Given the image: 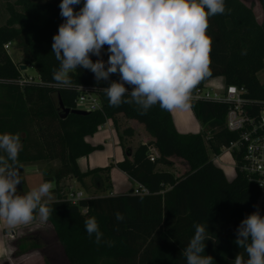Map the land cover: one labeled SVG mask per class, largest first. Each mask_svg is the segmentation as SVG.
<instances>
[{
    "label": "trees",
    "instance_id": "obj_1",
    "mask_svg": "<svg viewBox=\"0 0 264 264\" xmlns=\"http://www.w3.org/2000/svg\"><path fill=\"white\" fill-rule=\"evenodd\" d=\"M262 19L258 21L251 5L242 0H225L226 12L208 17L207 34L211 39L210 75L202 79L191 92L203 88L215 77L223 85L244 87L247 96L257 102L264 100V82L257 74L264 70V0H258ZM61 0L57 3L35 0L5 1L7 17L0 25V134H18L22 149L14 165L20 173L23 164L56 161L53 169H45L43 181L54 183L45 201L52 211L48 222L56 244L66 264H186L182 250L195 234V225H207L208 240L205 255L213 264H235L239 254L247 260L244 249L237 246L236 229L240 222L257 208L264 216V202L257 204L259 190L234 166L235 175L228 180L222 169L210 158L237 137L225 127L227 104L211 100L192 101L190 108L206 127L201 133H180L170 112L159 104L146 113L135 103L109 105L103 88L118 81L113 74L109 81L97 82L94 74L78 67L70 73L72 84L65 87L53 79L59 62L52 52L53 36L64 22L60 15ZM81 4L75 6L79 10ZM6 43L20 53L14 62L4 48ZM246 50V54H242ZM93 61L96 56L91 57ZM102 58L107 61V45ZM31 66L36 78H27L19 66ZM57 85L53 90L49 85ZM86 85L95 91L101 110L86 114L69 113L60 119L54 109L55 94L64 107L75 109L76 86ZM129 91L132 86L125 85ZM127 98V97H126ZM120 114L144 126L149 137L130 149L118 135L123 158L115 164L81 171L77 159L88 156L98 146L85 138L92 135L107 120L116 123ZM131 134L130 129L125 131ZM154 152L153 161L149 154ZM182 159L188 169L175 176L160 166H169V158ZM239 162L240 156L233 155ZM116 166L132 181L143 185L147 195L130 190L123 195L111 191L105 195L83 196L77 203L67 199L61 181L71 177L80 183L96 179L99 190L105 191L102 180L108 182L111 166ZM20 178V177H19ZM124 219L117 221L115 213ZM38 209L33 212L34 221ZM95 217L103 241L97 244L89 237L85 220ZM30 238L18 241L17 253L39 250ZM48 263V262H47Z\"/></svg>",
    "mask_w": 264,
    "mask_h": 264
},
{
    "label": "clouds",
    "instance_id": "obj_2",
    "mask_svg": "<svg viewBox=\"0 0 264 264\" xmlns=\"http://www.w3.org/2000/svg\"><path fill=\"white\" fill-rule=\"evenodd\" d=\"M80 4L61 0L59 5L64 22L52 43L59 62L53 70L57 84L70 87V73L78 67L90 70L97 82L119 74L118 81L103 88L109 105L135 103L146 113L157 104L168 111L184 108L192 89L211 74L208 17L224 14L225 0H83L75 10ZM105 45L107 61L102 58ZM125 85L132 86L131 91ZM22 147L18 134H0V218L13 228L32 221L37 209L43 220L52 211L42 203L51 195V182L18 195L21 179L14 165ZM115 217L124 219L120 212ZM84 224L89 237L101 243L96 218ZM206 240L207 225H195L194 236L182 250L186 264H213V257L204 254ZM234 242L247 254L246 261L238 254L235 264H264V216L258 208L240 222Z\"/></svg>",
    "mask_w": 264,
    "mask_h": 264
},
{
    "label": "rangeland",
    "instance_id": "obj_3",
    "mask_svg": "<svg viewBox=\"0 0 264 264\" xmlns=\"http://www.w3.org/2000/svg\"><path fill=\"white\" fill-rule=\"evenodd\" d=\"M5 1L0 0V25H2L7 17L5 11ZM13 2L14 0H8ZM38 2L49 1L57 3L59 0H35ZM245 4L251 5L255 16L258 21L262 19V11L258 0H242ZM11 59L14 62H19L21 59L20 53L14 46H9L7 49ZM23 75L27 78H36V72L33 67L28 66L22 70ZM259 81H264V71L257 74ZM223 88V80L221 77H215L210 80L206 89L210 93L214 91H221ZM170 112L172 121L176 130L180 133H201L205 131L206 127L201 124L197 119L194 112L189 105L184 108H176ZM116 123L111 120L98 127L96 132L85 138L86 142L90 145L98 146L88 156H82L77 159L78 167L81 171L95 167H104L110 163L115 164L123 157V153L119 144L118 135H121L125 141V146L130 149L134 148L141 142H146L147 136L141 125H138L122 115L118 114L116 117ZM131 130V134L128 135L126 129ZM111 134L109 133V130ZM155 151H153L154 153ZM210 158L215 164H217L223 171L225 177L231 180L235 175L234 162L227 151L221 152L217 157H213L210 154ZM169 166H160L161 169L172 172L175 176L182 175L188 169L185 162L175 156L169 158ZM57 164L56 161H41L35 164H23L20 167L19 177L21 179L20 184L17 186L18 195H25L33 189H37L43 181L42 171L45 169H53ZM64 181L62 187L65 191L72 189L73 191H81L83 196L87 195H105L111 191L114 195H123L129 192L135 187V183L129 180L127 176L122 174L116 166H111L109 170L108 182L102 180V184L105 186V191H100L99 183L96 179L86 178L83 183L78 182L74 178L69 177ZM54 187V183H52ZM52 199L55 195H52ZM49 197H43L42 202L49 201ZM1 220V218H0ZM0 234L6 237V254L1 258L0 264H66L60 249L56 244L53 230L48 222L43 220L40 214L34 221L27 224H20L16 227H9L3 225L0 227ZM30 238L39 244V250H29L25 253H17V244L19 240ZM48 262V263H47Z\"/></svg>",
    "mask_w": 264,
    "mask_h": 264
},
{
    "label": "built area",
    "instance_id": "obj_4",
    "mask_svg": "<svg viewBox=\"0 0 264 264\" xmlns=\"http://www.w3.org/2000/svg\"><path fill=\"white\" fill-rule=\"evenodd\" d=\"M10 43H6L4 48L7 50ZM264 71V70H262ZM264 82V81H262ZM53 90L57 85H49ZM77 98L75 109L86 112L101 110V103L98 94L91 87L86 85L76 86ZM211 100L218 103L227 104L225 114V127L229 132L237 135L234 141L222 149L231 155L234 165L245 175L249 182L254 183L258 190L257 204L264 202V100L257 102L247 96L244 87L235 85L224 86L221 91L212 93L203 88L191 92L187 105L192 101ZM149 158L154 159L153 150L150 151ZM239 155V162L233 158ZM134 194L147 195L149 191L143 185L135 182V187L131 189ZM83 197L81 191H67V199L72 203H77Z\"/></svg>",
    "mask_w": 264,
    "mask_h": 264
},
{
    "label": "crops",
    "instance_id": "obj_5",
    "mask_svg": "<svg viewBox=\"0 0 264 264\" xmlns=\"http://www.w3.org/2000/svg\"><path fill=\"white\" fill-rule=\"evenodd\" d=\"M213 78H211V79H209L206 83H205V87H206V85H207V83L210 81V80H212ZM223 80V79H222ZM129 120V119H128ZM109 120H107L105 123H107ZM129 121H132V122H134V123H136V124H138V125H141L142 126V129L144 130V126L142 125V124H140V123H138V122H136L135 120H129ZM104 123V124H105ZM109 130V129H108ZM109 133L111 134V131L109 130ZM132 133V132H131ZM147 139V141L149 140V137L148 136H146L145 137V140ZM141 143H145L144 141L143 142H141ZM123 158V157H122ZM120 161V160H119ZM116 163V162H115ZM30 164H35V163H30ZM116 169H118L117 167H116ZM119 170V169H118ZM120 171V170H119ZM121 172V171H120ZM122 174H124L123 172H122ZM125 176H127L126 174H124ZM128 177V176H127ZM69 178V177H68ZM68 178H65V179H63L62 181H61V184H63L64 183V181H66V183H67V179ZM129 178V177H128ZM73 179V178H72ZM129 180H131L130 178H129ZM132 181V180H131ZM132 182H134V181H132ZM135 183V182H134ZM77 191H79V190H77ZM113 194V193H112ZM52 195L53 194H51L50 195V199L49 200H52ZM30 222H32V221H30ZM3 225H7L6 224V222H5V220L3 219V218H1V220H0V227L1 226H3ZM7 239H6V237L5 236H2L1 234H0V261H1V258H3L4 256H5V254H6V241Z\"/></svg>",
    "mask_w": 264,
    "mask_h": 264
},
{
    "label": "water",
    "instance_id": "obj_6",
    "mask_svg": "<svg viewBox=\"0 0 264 264\" xmlns=\"http://www.w3.org/2000/svg\"><path fill=\"white\" fill-rule=\"evenodd\" d=\"M19 68L20 70H24L26 66L20 65ZM54 109L60 119H64L69 113H73V114H86L87 113L86 111H83V110L70 109V108L64 107L58 94H55Z\"/></svg>",
    "mask_w": 264,
    "mask_h": 264
}]
</instances>
